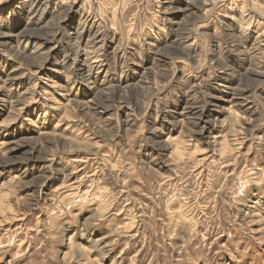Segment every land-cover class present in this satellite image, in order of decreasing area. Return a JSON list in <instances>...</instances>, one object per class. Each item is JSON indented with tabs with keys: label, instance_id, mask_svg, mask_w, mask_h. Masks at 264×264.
Masks as SVG:
<instances>
[{
	"label": "rangeland",
	"instance_id": "obj_1",
	"mask_svg": "<svg viewBox=\"0 0 264 264\" xmlns=\"http://www.w3.org/2000/svg\"><path fill=\"white\" fill-rule=\"evenodd\" d=\"M196 1L0 0V264H264V0Z\"/></svg>",
	"mask_w": 264,
	"mask_h": 264
},
{
	"label": "bare ground",
	"instance_id": "obj_2",
	"mask_svg": "<svg viewBox=\"0 0 264 264\" xmlns=\"http://www.w3.org/2000/svg\"><path fill=\"white\" fill-rule=\"evenodd\" d=\"M201 1V0H200ZM223 1H225V0H202V5L203 4H206L207 6H210V5H213V2L215 3H221V2H223ZM189 5L192 7V8H196V7H199L200 5H199V3L196 1V0H190V2H189ZM2 37H4L3 35H0V39L2 38ZM18 66H20V64H18ZM52 97V96H51ZM55 129H56V127H54ZM55 129H53V130H55ZM240 130V129H239ZM238 129L237 130H235L234 132H233V134H232V138L229 140V143L231 144V146H233V148L234 149H239L241 146H242V143H243V139H241L240 138V131H239ZM52 132V131H51ZM52 135V134H51ZM77 143V142H76ZM82 143V142H81ZM80 144V143H79ZM81 145V144H80ZM80 145L79 146H77V147H80Z\"/></svg>",
	"mask_w": 264,
	"mask_h": 264
}]
</instances>
